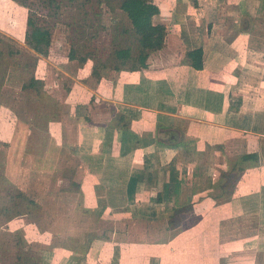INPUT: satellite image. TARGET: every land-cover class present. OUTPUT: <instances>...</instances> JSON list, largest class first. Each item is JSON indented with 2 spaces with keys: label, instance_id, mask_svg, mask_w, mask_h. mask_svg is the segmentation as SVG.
Wrapping results in <instances>:
<instances>
[{
  "label": "crops",
  "instance_id": "0c3cea01",
  "mask_svg": "<svg viewBox=\"0 0 264 264\" xmlns=\"http://www.w3.org/2000/svg\"><path fill=\"white\" fill-rule=\"evenodd\" d=\"M146 2L164 46L62 101L97 235L49 264H264V0Z\"/></svg>",
  "mask_w": 264,
  "mask_h": 264
},
{
  "label": "rangeland",
  "instance_id": "374dc122",
  "mask_svg": "<svg viewBox=\"0 0 264 264\" xmlns=\"http://www.w3.org/2000/svg\"><path fill=\"white\" fill-rule=\"evenodd\" d=\"M122 2L0 0V264L76 259L97 235L95 219L80 210L75 160L65 150L73 126L62 101L78 67L109 78L116 52H139ZM31 83L36 88H26ZM45 83L49 89L39 90Z\"/></svg>",
  "mask_w": 264,
  "mask_h": 264
},
{
  "label": "trees",
  "instance_id": "16d2710c",
  "mask_svg": "<svg viewBox=\"0 0 264 264\" xmlns=\"http://www.w3.org/2000/svg\"><path fill=\"white\" fill-rule=\"evenodd\" d=\"M26 6L24 3H22ZM120 9L127 15L132 24V32L136 37L138 54L131 47L116 52V60L119 66L114 70L124 67L136 68L138 64L145 67L148 52L161 49L165 43L166 30L162 26H154L152 18L159 14V8L144 0H123ZM41 44L44 40H38ZM134 56V58H133ZM193 66L203 68V52L197 50L193 53ZM26 88H36L35 84L27 85Z\"/></svg>",
  "mask_w": 264,
  "mask_h": 264
}]
</instances>
